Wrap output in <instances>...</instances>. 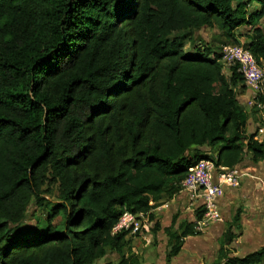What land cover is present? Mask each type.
I'll return each instance as SVG.
<instances>
[{
	"label": "trees",
	"instance_id": "trees-1",
	"mask_svg": "<svg viewBox=\"0 0 264 264\" xmlns=\"http://www.w3.org/2000/svg\"><path fill=\"white\" fill-rule=\"evenodd\" d=\"M263 18L264 0H0V264H140L124 251L139 234L113 230L124 212L153 222L203 159L264 163V137L246 132L257 108L221 66L222 47L241 45L264 67ZM203 28L221 47L187 53ZM30 206L42 213L23 227ZM242 213L211 264H264V246L231 249ZM164 232L167 262L200 234L176 217Z\"/></svg>",
	"mask_w": 264,
	"mask_h": 264
},
{
	"label": "rangeland",
	"instance_id": "rangeland-1",
	"mask_svg": "<svg viewBox=\"0 0 264 264\" xmlns=\"http://www.w3.org/2000/svg\"><path fill=\"white\" fill-rule=\"evenodd\" d=\"M260 26L264 31V18L260 22ZM247 30L241 29L240 32L244 34ZM217 31L214 29L203 28L193 35L194 44H187L185 51L187 53H194V48L200 46V42L213 43L218 47H221L219 40L217 39ZM243 42V39L241 40ZM243 44V43H242ZM256 114L258 110L256 109ZM259 118V117H258ZM260 121V119H258ZM256 126L251 127L249 131H255ZM248 160H244L240 166L246 167ZM248 170V169H247ZM241 187V186H240ZM262 193L264 194V181ZM56 194V193H55ZM44 197L50 201H55L56 198L50 197L47 194ZM183 196L177 198L173 197L171 200L165 202L156 210L154 213L155 219L153 225L149 228L148 232L142 234V236L130 237L128 245L125 248V253H133L141 259L140 264H211L217 256L219 247V238L226 226L231 220L236 209L240 208L243 212L241 214L240 222H243L245 236L242 235L231 245V249L234 255L244 256L248 253L254 252L264 246V198L257 199L258 203L247 204V211H243L241 208L244 207L245 202L241 197H238L237 202H231L228 199L225 203V208L222 209L221 215L223 216V222L211 223L199 235L187 238L186 245L183 252L179 253L176 257L171 258L169 262L166 261V255L170 250V244L168 237L166 236L164 229L168 228L171 221L176 217V223L180 220H186L188 222H196L194 217L195 208L187 209L186 202L183 200ZM42 212L36 209L34 206H30L28 217L26 222L23 223V227L33 226L35 217L39 216ZM154 222L159 223L160 229L156 232H152ZM176 230V225L174 231ZM144 244H147L144 246ZM137 253V254H136ZM190 258V261H186ZM173 261V262H172ZM119 256L114 253H107V255L95 262V264H118Z\"/></svg>",
	"mask_w": 264,
	"mask_h": 264
},
{
	"label": "built area",
	"instance_id": "built-area-1",
	"mask_svg": "<svg viewBox=\"0 0 264 264\" xmlns=\"http://www.w3.org/2000/svg\"><path fill=\"white\" fill-rule=\"evenodd\" d=\"M222 73H230L232 68L242 77L245 88L250 96L246 107H256L263 111L264 103L257 99L264 94V67L260 66L254 57L241 45H226L221 50ZM262 124L257 129V140L264 137V114L261 115ZM261 137V138H259ZM249 176V171L240 165L227 168L215 167L210 159H203L194 166L188 168L186 177L181 183L178 195L185 196L188 209H203L204 213L196 224V230L202 232L211 223L223 222V216L219 209V201L224 195V189H238L242 181ZM153 222L148 221L145 214H132L124 212L114 231H127L130 235L142 236L148 232Z\"/></svg>",
	"mask_w": 264,
	"mask_h": 264
},
{
	"label": "crops",
	"instance_id": "crops-1",
	"mask_svg": "<svg viewBox=\"0 0 264 264\" xmlns=\"http://www.w3.org/2000/svg\"><path fill=\"white\" fill-rule=\"evenodd\" d=\"M244 29H246L248 31L247 28H244ZM224 75H229V73L226 72V73H224ZM249 96H250V93L247 89H242L240 94L237 96L238 102L243 108H245L246 103L249 99ZM262 113L264 114V109H263V111H259V113L256 115V118H254L252 116L248 119L247 124H246V132L247 133L253 132V130L249 131L251 129V127L253 129L254 126H256V127L261 126V124H262V118H261ZM258 119H260V121H258ZM259 138H261V137H259ZM245 168L248 169L249 176L246 177L242 181L241 187H239L238 189H230V188L224 189V195H223L222 199L219 201V209H220L221 213H222L221 210L225 208V205H226L225 203H227L228 199H230L231 202H233V201L237 202V200H238L237 198L241 197L243 199V202L246 201V203L244 204L245 206L241 208L243 211H247V207H246L247 204H249V203L257 204L258 198L263 200L264 194L262 193V189H263V181H264V163L260 162L257 164H252V163L248 162V164L246 165ZM182 196L183 195H181V194L177 195V198L182 197ZM183 197H184L183 200L186 202V205H187L186 208L188 209L187 200H186L185 196H183ZM160 207H163V206H160ZM158 208L153 210V212L158 210ZM240 224L242 226V231H243L242 235L245 236V233H246L244 230L245 225L243 224V222H240ZM134 237H136V236H134ZM187 238H190V237H187ZM187 238L184 239L183 246H182L181 251L179 253L183 252L184 247L186 245ZM146 245L147 244H144V246H146ZM186 261H190V258H187Z\"/></svg>",
	"mask_w": 264,
	"mask_h": 264
}]
</instances>
